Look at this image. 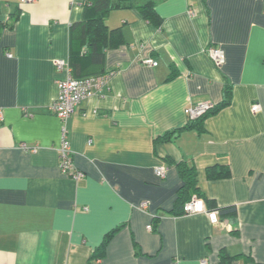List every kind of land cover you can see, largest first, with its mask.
<instances>
[{
    "label": "crops",
    "instance_id": "crops-1",
    "mask_svg": "<svg viewBox=\"0 0 264 264\" xmlns=\"http://www.w3.org/2000/svg\"><path fill=\"white\" fill-rule=\"evenodd\" d=\"M92 1L0 0V264H90L115 228L101 264H222V249L232 264L264 263V0H112L104 20L122 40L98 66L72 29ZM211 45L226 52L220 66ZM72 54L85 74L114 73L64 122L51 109L68 75L56 60ZM226 86L230 103L184 128L188 108L220 102ZM64 125L78 179L60 167ZM180 163L196 172L191 196L237 215L173 213ZM216 164L231 176L208 178Z\"/></svg>",
    "mask_w": 264,
    "mask_h": 264
},
{
    "label": "trees",
    "instance_id": "trees-1",
    "mask_svg": "<svg viewBox=\"0 0 264 264\" xmlns=\"http://www.w3.org/2000/svg\"><path fill=\"white\" fill-rule=\"evenodd\" d=\"M126 1L127 0H121V2L118 3V6L125 5ZM91 6L93 8L94 15L91 17H85V19L82 20L81 22L75 23L72 29L73 31L75 30L80 31L78 36L79 37L78 41L80 42L82 40L83 43H86L88 45V51L86 53L91 59V63L95 66H98L99 61H101V58H103L104 56L103 51L105 47L108 45H114L122 40V31L121 28H114L110 30L104 20L105 15L112 8V0H93ZM139 9L141 13L144 15V17H146L147 19H149L150 21L156 24H161L162 17L154 9L151 3L140 5ZM3 25L4 24L0 22V29L3 27ZM74 41L75 38L72 40V45L73 43H75ZM74 57L75 56L73 55L70 62L71 69L73 70V76L83 77L93 74H99L93 72H89L85 74V72H83V69L81 67V61H79L81 60L79 59L80 56L79 57L77 56L78 58H74ZM230 101H231V89L230 86H226L223 99L220 102L215 103L210 109H208L201 116L195 119H190L184 128H193V127L201 128L200 126L201 119H203L205 116L211 113L217 112L219 109L228 105ZM181 129L183 128H180L178 130ZM174 131L175 130H171L162 137L166 138L168 134H171ZM179 169H180V174L184 179V183L181 185V187L178 190L177 198L175 200V206L172 212L177 215H182V214H186L184 210V204L192 197L190 195L191 194L190 188H192V186H194L196 183V172L192 166H189L186 163H180ZM206 173L208 178L211 179L229 177L232 174L229 166L218 165V164L207 167ZM196 193L198 196L202 197L205 200L207 209L209 211H216L218 217L219 216L231 217L237 215V207L235 205L219 206L215 199L209 198L205 194L198 191ZM117 230L118 228H115L106 234L100 246L91 255L89 261L90 264H101L100 259L105 253L106 246ZM234 257L236 256L230 255L226 249H222L220 251V258L222 264H232L233 260L236 259ZM259 264H264V263H259Z\"/></svg>",
    "mask_w": 264,
    "mask_h": 264
},
{
    "label": "built area",
    "instance_id": "built-area-1",
    "mask_svg": "<svg viewBox=\"0 0 264 264\" xmlns=\"http://www.w3.org/2000/svg\"><path fill=\"white\" fill-rule=\"evenodd\" d=\"M35 0H21L22 3L33 2ZM208 54L211 60L220 66L226 61L225 50L217 45H211L208 49ZM147 64L157 65L158 62L152 58H147L145 60ZM56 66L63 68L68 71V75L58 81L59 93L51 105L52 111L57 114L64 122L67 118L76 110L77 106L81 104L83 100L91 97L98 91L104 90L108 87L110 83V78L113 75V71L99 73L95 75H88L83 77H74L71 74V68L69 63L64 59L56 60ZM214 104L210 102H201L197 105H192L188 108L190 118L195 119L202 114H204L208 109H210ZM254 111L260 109V104L255 103L252 106ZM0 118H2V113L0 112ZM36 149V148H34ZM60 151V167L62 171L68 175H71L75 179L83 177L85 172L78 169L72 161V146L71 141L68 137V130L66 125L63 127V136L61 144L59 147ZM156 172L159 176H166V167L164 165L158 166ZM141 206L143 208L148 207V202H142ZM184 210L186 214L191 213H208L213 221H217V212L209 211L205 200L198 196L193 195L190 200L184 204ZM153 225L149 224L148 228L152 229ZM205 263V261H203Z\"/></svg>",
    "mask_w": 264,
    "mask_h": 264
}]
</instances>
